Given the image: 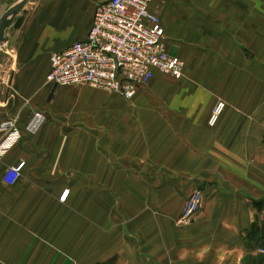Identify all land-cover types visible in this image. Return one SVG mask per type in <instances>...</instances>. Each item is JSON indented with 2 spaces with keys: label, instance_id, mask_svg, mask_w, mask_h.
<instances>
[{
  "label": "crops",
  "instance_id": "0c3cea01",
  "mask_svg": "<svg viewBox=\"0 0 264 264\" xmlns=\"http://www.w3.org/2000/svg\"><path fill=\"white\" fill-rule=\"evenodd\" d=\"M6 1L0 14L15 2ZM101 1L24 6L15 45L2 43L0 124L12 121L20 136L0 155V264H264V61L250 48L256 9L243 0H151L182 76L154 71L130 100L90 117L89 129L54 127L48 55L84 38ZM217 101L223 107L208 125ZM35 109L44 120L28 133ZM19 161L14 182L2 183L5 167ZM193 190L199 207L177 223Z\"/></svg>",
  "mask_w": 264,
  "mask_h": 264
},
{
  "label": "built area",
  "instance_id": "2783aa9c",
  "mask_svg": "<svg viewBox=\"0 0 264 264\" xmlns=\"http://www.w3.org/2000/svg\"><path fill=\"white\" fill-rule=\"evenodd\" d=\"M151 0H104L92 11L91 23L83 39L74 41L48 55L44 81L55 86L100 88L129 99L154 71L178 79L183 61L165 49L164 32L158 15L148 8ZM223 107L217 101L207 119L212 125ZM44 120L35 109L23 128L34 132ZM0 155L20 136L12 121L0 124ZM22 161L5 167L1 181L10 185L19 175ZM67 190L58 196L64 200ZM200 194L193 190L184 200L177 223L185 224L197 211ZM262 251V250H260Z\"/></svg>",
  "mask_w": 264,
  "mask_h": 264
},
{
  "label": "rangeland",
  "instance_id": "374dc122",
  "mask_svg": "<svg viewBox=\"0 0 264 264\" xmlns=\"http://www.w3.org/2000/svg\"><path fill=\"white\" fill-rule=\"evenodd\" d=\"M13 1L16 2L17 0H7L6 3L10 4ZM39 1L40 0H29L25 4V7L27 6V9L30 10L34 6V4ZM243 1L247 2V4L250 2L252 8L256 9L257 11V25L255 28V32L252 31L254 34L255 42L250 45V48L253 50L254 54H256L257 58L260 61H264V0ZM155 13L157 14V12ZM227 16L229 19L235 20V17L230 15V13H228ZM243 16L245 21L249 20L248 13H242V20ZM255 17L256 16H254V19ZM16 30L17 29L12 28V26H9L6 29L5 33L8 39H12V46L15 45V42L19 36V33ZM245 30L246 29H244L243 27L241 29L242 33H244ZM223 32H225L224 27L217 29L218 34H223ZM6 45L7 44H0V54H2V52L5 53L8 50V47H6ZM246 45L248 46L249 44ZM242 47H245V45L243 44ZM242 51L244 54H249L248 51L244 48H242ZM131 98L125 99L116 93L105 91L100 88L89 87L87 85H52L51 92L48 96V105L46 106V111L48 112V114H50L49 119L52 120L53 123L51 125L54 127L63 126L65 128H74L78 126H84L89 129V118L103 116L105 106L108 102L130 100ZM38 110L42 112L41 109ZM98 127H101L103 128V130H105L104 128L106 127V125L104 123H100L98 124Z\"/></svg>",
  "mask_w": 264,
  "mask_h": 264
},
{
  "label": "water",
  "instance_id": "95a60500",
  "mask_svg": "<svg viewBox=\"0 0 264 264\" xmlns=\"http://www.w3.org/2000/svg\"><path fill=\"white\" fill-rule=\"evenodd\" d=\"M28 1L17 0L0 14V44L7 41V36L5 35L6 28L9 26L17 28L19 26L25 13L24 6Z\"/></svg>",
  "mask_w": 264,
  "mask_h": 264
},
{
  "label": "trees",
  "instance_id": "16d2710c",
  "mask_svg": "<svg viewBox=\"0 0 264 264\" xmlns=\"http://www.w3.org/2000/svg\"><path fill=\"white\" fill-rule=\"evenodd\" d=\"M261 142H262V144H263V148H264V132L262 133V136H261ZM255 207H256L257 209L260 208L259 205H256ZM253 226H254V224L252 225V227H253ZM261 229L264 231V224L261 225ZM103 264H111V261L108 260V261L104 262Z\"/></svg>",
  "mask_w": 264,
  "mask_h": 264
},
{
  "label": "bare ground",
  "instance_id": "6f19581e",
  "mask_svg": "<svg viewBox=\"0 0 264 264\" xmlns=\"http://www.w3.org/2000/svg\"><path fill=\"white\" fill-rule=\"evenodd\" d=\"M67 192V191H66ZM67 194V193H66ZM66 197V196H65Z\"/></svg>",
  "mask_w": 264,
  "mask_h": 264
}]
</instances>
